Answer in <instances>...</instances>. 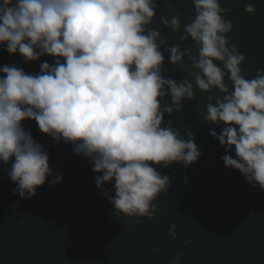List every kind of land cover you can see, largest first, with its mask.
<instances>
[{"label": "clouds", "instance_id": "clouds-1", "mask_svg": "<svg viewBox=\"0 0 264 264\" xmlns=\"http://www.w3.org/2000/svg\"><path fill=\"white\" fill-rule=\"evenodd\" d=\"M192 4L195 16L180 39L191 38L198 53L175 44L164 48L172 65L183 67L185 56L192 62L191 79L177 83L161 75L164 55L159 49L167 39L147 27L155 0H0V45L10 55L18 51L25 63L44 55L56 58L51 66L42 62L38 75L15 65L0 67V162L7 165L14 158L7 175L17 185L15 194L31 199L53 177L47 148L21 125L29 119L57 143L63 139L73 145L74 154L88 158L92 172L102 173L94 176L98 188L114 179L115 196L107 190L103 194L115 210L153 218V201L171 181L151 165L187 167L202 154L191 132L184 140L171 121L161 127L165 113L171 115L183 99L194 98L192 81L203 92L215 88L223 94L208 96L205 118L225 125L219 135L209 134L226 153L234 146L235 158H221L225 167L264 190V69L253 79L242 76L244 54L226 38L233 24L221 15L230 9L222 8L220 0ZM244 10L254 13L256 8L247 3ZM160 20L172 31L180 28L178 16ZM165 96L171 105L162 107ZM61 180L57 173L49 184ZM175 229L176 224L169 229L173 238ZM182 255L172 264H181Z\"/></svg>", "mask_w": 264, "mask_h": 264}, {"label": "trees", "instance_id": "trees-1", "mask_svg": "<svg viewBox=\"0 0 264 264\" xmlns=\"http://www.w3.org/2000/svg\"><path fill=\"white\" fill-rule=\"evenodd\" d=\"M155 3L153 22L147 27L157 28L167 39L159 49L164 55L161 75L177 83L191 79L188 57H184L183 67L174 66L164 48L175 44L193 55L198 53L199 46L191 38L180 39L184 26L195 16L192 0ZM247 3L255 6L254 13L244 10ZM220 5L230 9L221 15L233 24L226 38L245 57L241 74L253 79L264 69V0H220ZM174 15L180 21L177 31L160 20L170 21ZM55 59L44 55L25 63L18 51L10 55L0 45V67L15 65L26 74L38 75L42 62L51 66ZM215 63L223 67L222 62ZM192 82L194 98L183 99L180 110L174 109L171 115L165 113L161 127L171 121L184 140L191 132L202 154L187 167L178 162L168 167L151 165L171 181L168 191L153 201L156 213L151 219L128 217L115 210L103 194L107 190L109 196H115L114 179L98 188L94 176L102 173H93L88 158L74 154L71 143L63 139L57 143L34 120L21 121L34 140L47 148L53 177L31 199H22L14 193L17 185L7 175L14 158L7 165L0 162V264H172L178 253H183L181 264H264V190L252 187L238 170L225 167L221 158L226 154L235 158L234 146L226 153L209 134L215 131L219 135L225 125L205 118L208 96L223 94L215 88L203 92ZM225 83L231 90L227 74ZM165 104L171 105L170 96L161 100V106ZM57 173L61 182L50 185ZM172 224H176L175 238L169 235Z\"/></svg>", "mask_w": 264, "mask_h": 264}]
</instances>
